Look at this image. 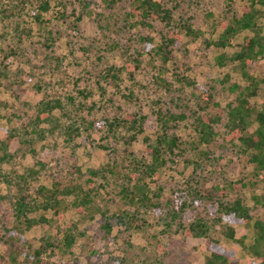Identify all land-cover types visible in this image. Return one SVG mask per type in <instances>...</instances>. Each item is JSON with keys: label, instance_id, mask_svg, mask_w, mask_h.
Instances as JSON below:
<instances>
[{"label": "rangeland", "instance_id": "obj_1", "mask_svg": "<svg viewBox=\"0 0 264 264\" xmlns=\"http://www.w3.org/2000/svg\"><path fill=\"white\" fill-rule=\"evenodd\" d=\"M165 1L177 23H191L204 33L197 40L183 34L180 48L174 50V58L167 65L155 53L162 43L165 26L157 23L155 28H142L136 19L126 16L137 0L120 1L116 10H108L104 0H0V101L4 104L0 110V143L8 144L7 153L11 155L10 161L0 163L3 173L11 177L0 179V264H12L13 257L20 263L25 253L34 255L41 248V258L47 264H148L155 255L166 264H205L209 255L207 240L186 237L165 225L171 213L167 200L184 191L188 182H202L204 191L240 182L242 195L254 216L264 215V178L255 175L247 156L235 144L224 143L226 119L218 125L222 134L211 146L209 162L200 170L185 160L192 158L188 143L195 137L192 120L186 119L179 123L177 135L187 152L150 181L153 189L157 187L155 182L161 186L163 197L159 200V213L153 209L143 211L145 223L141 231H127L119 219V208L127 209L117 185L122 175L114 178L107 173L105 178H95L102 196L96 201L101 208L110 210V217L118 214V218L109 219L113 223L112 234L103 229L102 215L84 219L75 210H69L62 217L45 214L49 222L29 229L18 250H13L3 237L4 227L14 224L13 204L19 188H25L21 178L27 176L29 168L40 170L37 178H28V192L33 194L40 186L50 187L56 178L73 176L77 168L89 176L90 169H107L111 158L119 166L128 165L124 161L128 159L127 148L137 159L145 158V137L150 135L154 139L155 130L146 127L145 133L128 145L126 141L132 133L122 127L115 135L110 134L104 119H123L129 114L150 116L159 108L190 116L189 109L197 110L204 103L199 100L198 91L183 88L179 82L182 77L194 79L206 88L216 87L217 95L209 106L212 114L218 113L219 104L225 107L234 97L227 86H222L226 74H231L233 82L245 85L231 64L220 67L216 61L222 53L232 55L246 34L238 36L233 47L224 51L205 43L211 37L218 38L221 30L214 34L213 22L228 11L231 1H236L239 9L245 0ZM44 3L49 5L47 11L40 10L39 5ZM35 13L40 14L38 19ZM77 16L87 17L80 23ZM260 24L264 28V18ZM145 37L153 39V48L147 47ZM135 51L143 54L142 64L131 75L132 70L124 67L138 57ZM162 69L167 71L161 72ZM251 72L264 78V61ZM162 77L169 86L159 83ZM261 88L260 95L253 99L259 106L264 105V84ZM47 104L56 106L51 120L37 126L35 119ZM236 197L234 193L232 199ZM259 197H263L260 203L256 202ZM42 215L33 213L30 218ZM68 229L76 240L70 251L64 253L58 249V243ZM236 237H246L245 243L249 245L253 232L238 226ZM220 238L224 246L235 250L241 264L253 260L240 245Z\"/></svg>", "mask_w": 264, "mask_h": 264}, {"label": "trees", "instance_id": "obj_2", "mask_svg": "<svg viewBox=\"0 0 264 264\" xmlns=\"http://www.w3.org/2000/svg\"><path fill=\"white\" fill-rule=\"evenodd\" d=\"M120 1L123 0H104L108 10H116L115 6ZM235 3L236 1H231L228 11L221 14L219 20H214L213 23H216V26L211 25L214 34L217 29L221 30L218 38L211 37L205 41L208 47L224 51L233 47V41L238 36L246 34L232 55L222 53L216 61L220 67L231 64L245 83L242 85L233 82L231 74L225 75L222 86L224 89L227 86L228 92L234 95L231 102L225 107L219 104L218 113L212 114L209 112V106L217 95L216 87L206 88L194 79L182 77L179 82L183 88L188 87L193 91H198L199 100L204 103L199 104L197 110L189 109L190 116L184 112L179 114L169 110L164 112L159 108L153 110V115L150 116L137 117L129 114L123 119H104L103 124L108 126L110 134L115 135L118 128L122 127L132 133L126 141L128 145L135 141L137 135L145 133L146 127L156 131L154 139L150 135L145 137L146 156L142 160L137 159L133 152H128L127 148L125 157L128 159L124 161H128V165L119 166V163L111 158L107 169H90L88 170L89 176L77 168L73 176L65 179L56 178L50 187L40 186L33 194L28 192L30 188V184H27L29 183L28 178L30 180L37 178L40 170L29 168L27 176L21 178L25 188H19L13 204L14 224L11 228L4 227L6 234L3 237L7 238L13 250L19 249L17 246L25 240V234L29 229L43 222H49L45 216L47 213H51L54 217H62L64 212L75 210L84 219L91 220L95 215L100 214L105 220L103 229L107 234H112L113 223L109 219L118 218V214L115 213V216L110 217V210L105 207L101 208L96 201L102 196L95 178L99 176L105 178L107 173L114 178L122 175L117 185L121 188L120 194L127 209L119 208V219L124 223L127 231H141L142 224L145 223V218L141 217L143 211L153 209L157 212L161 207L159 200L163 197L161 186L158 187L155 182L157 187L153 189L150 181L159 175V172L169 163H175L176 159L178 161L187 152V149L183 148L182 138L177 135L179 123L186 119L192 120L195 132L194 139L188 143L192 158L190 160L185 158L190 166L193 165L198 170L205 168L204 166L210 160L211 146L222 134L218 125L226 119L223 131L224 143L226 145L227 143L235 144L241 153L247 156L255 175L264 178V105L259 106L253 101L260 95L264 78L251 72L260 61H264V28L260 24L261 18H264V0H245L239 9ZM39 7L41 11H47L49 5L44 3ZM85 7L89 6L85 5ZM6 11L3 10L4 13ZM13 12L15 10L11 12L12 16L15 15L12 14ZM126 16L131 20L136 19L142 28H155L157 23L165 26L166 32L162 33V43L157 46V51L155 50V53L163 58L165 65L174 58V50L180 48L183 34L194 40L204 37V33L193 28V24L177 23L165 0H137L131 13ZM34 17L38 19L40 14L35 13ZM86 17L77 16L76 18L82 23ZM211 17L213 18V14ZM129 25L132 27V22ZM143 41L149 49L153 48L152 38L145 37ZM12 49L11 52L14 53ZM129 52L130 49L126 51L128 55ZM135 52L138 57L133 62L128 61V65L124 67V69L132 70L129 71L131 75H133V70H138L142 64L143 54L139 51ZM165 70L162 69L161 72ZM120 72L123 73V69ZM112 77L118 78L115 74H112ZM160 82L164 87L170 85L164 77L159 80ZM227 83L230 84L227 85ZM3 105L0 101V110ZM55 108L56 106L47 104L37 115L36 125L50 121ZM103 149L108 150L109 148ZM7 152L8 144L0 143V163L10 161L11 155ZM124 170L130 171L125 173ZM10 178L9 174L3 173L0 169V179L5 181ZM187 186L184 191L176 192L173 198L167 200L166 207L172 214H168V220L165 221L166 228L186 237L207 240L209 255L206 257L205 264H241L235 250L224 246L220 236L240 245L245 252L250 254L253 260L249 264H264V215L254 216L252 208L247 204L246 196L242 195L243 186L240 182H228L222 187L217 185L207 191L202 190V182H188ZM234 193L237 197L232 199ZM262 200L263 197L256 198V202L260 203ZM38 212L43 213L40 218H30V215ZM23 225L25 228H22ZM238 226L252 230L253 239L249 245L245 243L246 237H236ZM64 234L62 242L57 245L58 249L66 253L74 245L76 237L70 229L64 231ZM42 254V248L34 255L25 253L24 260L19 263L13 257L12 264H47L42 260ZM161 261L155 255L152 260L149 259L148 264H166L165 261Z\"/></svg>", "mask_w": 264, "mask_h": 264}]
</instances>
